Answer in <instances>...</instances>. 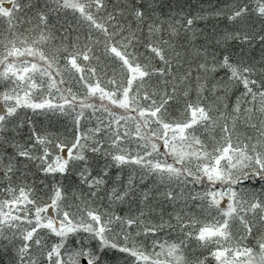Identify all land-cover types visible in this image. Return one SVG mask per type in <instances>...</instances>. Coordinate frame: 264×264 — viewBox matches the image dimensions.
I'll list each match as a JSON object with an SVG mask.
<instances>
[{
  "label": "snow or ice",
  "instance_id": "obj_1",
  "mask_svg": "<svg viewBox=\"0 0 264 264\" xmlns=\"http://www.w3.org/2000/svg\"><path fill=\"white\" fill-rule=\"evenodd\" d=\"M213 15L0 0L2 264H264V0Z\"/></svg>",
  "mask_w": 264,
  "mask_h": 264
},
{
  "label": "trees",
  "instance_id": "obj_2",
  "mask_svg": "<svg viewBox=\"0 0 264 264\" xmlns=\"http://www.w3.org/2000/svg\"><path fill=\"white\" fill-rule=\"evenodd\" d=\"M162 3H177L179 2L183 7L185 12H190L193 15L201 14L204 16L203 20L198 21L199 30H202L205 35L211 33L213 26L220 27L218 24V18L213 15L214 8L221 5L223 0H161ZM202 40V38H201ZM201 41H196L199 45ZM184 55L183 51L181 52ZM190 56L194 58V50L190 51Z\"/></svg>",
  "mask_w": 264,
  "mask_h": 264
},
{
  "label": "rangeland",
  "instance_id": "obj_3",
  "mask_svg": "<svg viewBox=\"0 0 264 264\" xmlns=\"http://www.w3.org/2000/svg\"><path fill=\"white\" fill-rule=\"evenodd\" d=\"M121 1L122 2H125L126 0L125 1L124 0H121ZM42 120L43 119H41V121ZM41 125H42V127L47 128V129H50V127H56L59 131L62 130V129H63V132L66 131L65 125L60 124V123L56 122L55 120L54 121H49V122H47L46 120H43V123H41ZM48 133H50V132H48ZM51 135H54V134H51ZM18 136H17V138H18ZM54 136H56V135H54Z\"/></svg>",
  "mask_w": 264,
  "mask_h": 264
}]
</instances>
